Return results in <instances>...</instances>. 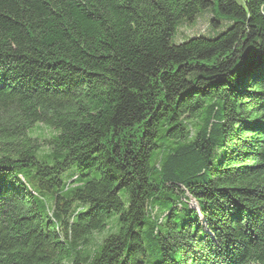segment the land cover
Wrapping results in <instances>:
<instances>
[{
    "label": "trees",
    "instance_id": "obj_1",
    "mask_svg": "<svg viewBox=\"0 0 264 264\" xmlns=\"http://www.w3.org/2000/svg\"><path fill=\"white\" fill-rule=\"evenodd\" d=\"M263 4L0 0V264H264Z\"/></svg>",
    "mask_w": 264,
    "mask_h": 264
},
{
    "label": "rangeland",
    "instance_id": "obj_2",
    "mask_svg": "<svg viewBox=\"0 0 264 264\" xmlns=\"http://www.w3.org/2000/svg\"><path fill=\"white\" fill-rule=\"evenodd\" d=\"M197 17L198 18L195 19L192 24H183V26L180 27L178 40L183 37H192L196 34L211 32L209 26L210 14L205 12L203 15H198Z\"/></svg>",
    "mask_w": 264,
    "mask_h": 264
},
{
    "label": "water",
    "instance_id": "obj_3",
    "mask_svg": "<svg viewBox=\"0 0 264 264\" xmlns=\"http://www.w3.org/2000/svg\"><path fill=\"white\" fill-rule=\"evenodd\" d=\"M244 2H246V0H244ZM262 2H264V0H262ZM262 12L264 13V4H263V7H262Z\"/></svg>",
    "mask_w": 264,
    "mask_h": 264
}]
</instances>
